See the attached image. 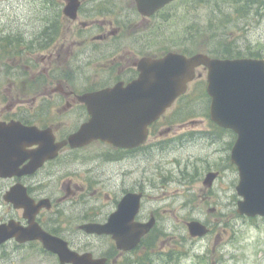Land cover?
<instances>
[{"label": "rangeland", "instance_id": "obj_1", "mask_svg": "<svg viewBox=\"0 0 264 264\" xmlns=\"http://www.w3.org/2000/svg\"><path fill=\"white\" fill-rule=\"evenodd\" d=\"M170 10L174 15L170 28L166 26L163 32L153 33L154 38L162 37L164 42L159 44L154 39L148 44L152 39L146 38L143 47H134L131 44L136 38L128 32L124 35L126 44L139 54L170 48L186 49L192 54L212 50L225 53L229 50L234 54L264 57V0H181L171 5ZM45 16L43 0H0V45L9 47L17 38L8 35L15 36L19 32H23L21 35L28 40L41 37L40 30H37L46 24ZM42 61V51L37 52L33 73L41 72L39 63ZM95 68L100 73L99 66ZM1 71L0 67V88H11L14 79L6 71ZM92 73L93 69L84 65L81 70L83 77L75 79V84L87 82ZM102 73V77L107 75L104 71ZM17 80L19 91L24 95L26 75H19ZM204 89V77L192 83L188 95L168 114L173 121L171 134L170 131L165 132L162 125L159 129L165 134L156 133L140 158L133 155L129 160L118 162L94 160L88 155L96 154L97 157L104 149L103 146H95L69 155V159L63 157L57 161L58 165L77 166L74 178L81 185L84 178L91 179L97 187L105 186L106 190H109V183L115 189L122 182L131 184L138 179L143 183L146 192L143 211L148 218L153 212L157 216V242L151 249L142 246L136 253L126 256L115 250L105 238L92 239L90 244L95 245L99 252H106L111 264H123L132 258L131 264H264V219H251L237 213L238 173L230 160L233 135L220 132L219 142L214 143L207 133V125L191 124L210 120L211 99ZM0 92L1 118L10 115L11 111L8 94ZM73 159L76 160L72 162ZM209 170L220 171L211 188L204 185ZM65 176L62 174L58 180L62 189ZM48 178L50 191L57 187L58 175ZM8 187L7 181L0 178V212L8 211L3 205L6 204L3 194ZM107 205L55 204L58 215L49 221L52 225L55 223L59 231L63 225L66 229H77L84 219L77 220L76 214L92 216L99 213L104 216L109 208ZM197 218L210 224L212 231L208 236H190L186 223ZM3 256L1 264H59L54 256L45 254L37 244Z\"/></svg>", "mask_w": 264, "mask_h": 264}, {"label": "flooded vegetation", "instance_id": "obj_2", "mask_svg": "<svg viewBox=\"0 0 264 264\" xmlns=\"http://www.w3.org/2000/svg\"><path fill=\"white\" fill-rule=\"evenodd\" d=\"M74 1L75 5L73 0H43V7L49 13H46L44 18L46 24L37 30H40L41 37L37 36L32 41L26 39V44L12 48V56L9 57L8 62L11 65L10 74H13L11 78L14 79V82L11 88H0L3 94H8V101H10L8 108L11 111L10 115L3 116L0 120L5 122L20 120L25 125L51 129L55 135V141L61 143L67 142L69 136L90 119L87 100L89 102L96 101V96L86 99V95L97 93L101 89L118 83L129 84L139 76V62L145 57L159 58L172 51L188 55L186 49L173 50L170 48H164L155 53L139 54L132 47H143L146 38L152 39L148 44H151L154 39L159 44L164 42L162 37L154 38L153 33L163 32L166 26L170 28L171 17L174 16L170 7L181 0L167 4L152 15L142 14L136 0ZM70 4L75 7L71 8V13H67ZM128 32L133 33L136 38L135 42L131 44L132 46L124 41V35ZM31 44L32 46L28 47ZM33 46L34 48H32ZM36 51L43 53V61L39 63L42 65L39 74L33 73L35 67L32 66L35 64ZM93 56H95L94 60ZM81 63L93 69V76L88 77V81L84 80V83L80 85L78 82L75 84V79L83 77L81 70L84 65ZM97 65L100 68V73L95 68ZM103 71L107 73L105 77H102ZM197 73L200 77H204L206 69L200 67ZM19 75H26L27 78L24 95L19 91L17 80ZM4 91L8 93H4ZM181 98L182 96L175 104L179 103ZM1 114L0 112V116ZM172 122L167 112L150 126L149 137H152L153 133L165 134L159 129L162 125L165 127V132L170 131ZM66 129H71V131ZM218 131H220V127L216 126L215 133ZM171 132L172 130L167 133L171 134ZM218 138L220 139V136ZM95 146H103L104 149L97 154V157L96 154L88 156L103 162L125 161L133 155H138L140 158L144 150V146L123 149L101 140L80 148L72 147L66 143L61 147L55 159L46 161L34 174L8 178L9 186L22 183L27 187L28 194L37 202L47 198L48 204H52L50 209L43 208L37 215V221L46 230L50 231L47 229V214L58 210V208L54 209L55 204H108L109 208L104 216L95 213L97 218L87 215L76 217L78 220L84 219L85 223L108 220L121 201L131 193L143 194L141 204L145 203L144 185L138 179L131 184L129 181L122 182V185L117 186L116 189L112 187V183H109L107 186L109 190H106L105 186L97 187L92 184L91 179L84 178V184H79V180L74 178L77 175L75 174L78 171L77 166L68 167L57 164V161L63 157L69 159V155ZM37 147L38 144H34L29 149L34 150ZM75 160L73 159L72 162ZM28 162L29 160L22 163L19 168H23ZM216 171L220 175V171ZM62 174L66 175V181L63 183L64 189L58 184ZM53 175H58V179L55 181L57 187L49 191L48 177ZM3 205L7 207L8 211L0 212V225L10 220H18L22 226H28L27 220L22 215L25 210L17 209L12 204ZM145 219L146 215L140 209L136 220L145 221ZM78 229L77 233L69 232L68 236L71 238L67 236V239L71 247L85 252L88 248L78 245L76 240L80 239V236L97 238L100 235L88 234L81 228ZM106 237L110 241L113 240L111 235ZM27 244L30 243L17 244L15 239H11L0 245V256L7 252H15L17 245L26 246ZM120 254L123 255L124 252H120ZM106 257L109 262V257Z\"/></svg>", "mask_w": 264, "mask_h": 264}, {"label": "water", "instance_id": "obj_3", "mask_svg": "<svg viewBox=\"0 0 264 264\" xmlns=\"http://www.w3.org/2000/svg\"><path fill=\"white\" fill-rule=\"evenodd\" d=\"M170 1L137 0V4L141 13L151 15ZM72 7L70 4L66 12L71 13ZM200 65L208 68L212 120L234 130L238 136L231 154L240 176L237 191L242 199L238 201L237 210L242 215L264 216V59H219L206 54L186 57L178 53L159 59L143 58L139 62L140 76L128 86L118 84L96 93V101L89 102L91 119L73 133L68 142L72 147H81L96 139L121 147L141 145L147 139L148 125L185 93ZM66 143H56L50 129L41 130L18 121L0 122V168L10 171L2 176H12L16 165L28 158L31 163L19 173L35 172ZM33 144L40 147L31 153L26 147ZM215 176L209 174L206 183L211 184ZM14 194L21 197L20 201L28 199L22 185L13 187L7 200L17 202L19 199L14 198ZM132 196L135 195L125 197L109 223L88 224L85 228L90 232H113L119 248H133L153 227L155 218L144 224L134 222L140 204H130ZM139 198L136 197L137 202ZM187 225L193 236H203L209 231L197 220ZM37 226L20 233L7 230L17 227L14 223L4 225L0 229L3 230L0 243L14 234L20 241L39 238L63 263L105 264L106 259L94 260L90 254L72 252L62 239L52 237Z\"/></svg>", "mask_w": 264, "mask_h": 264}, {"label": "trees", "instance_id": "obj_4", "mask_svg": "<svg viewBox=\"0 0 264 264\" xmlns=\"http://www.w3.org/2000/svg\"><path fill=\"white\" fill-rule=\"evenodd\" d=\"M232 54H234V53H232V51L227 50V52L224 55L227 57H236V54H234V55H232ZM218 55L221 56L222 54H218ZM237 56H240V55L237 54Z\"/></svg>", "mask_w": 264, "mask_h": 264}]
</instances>
